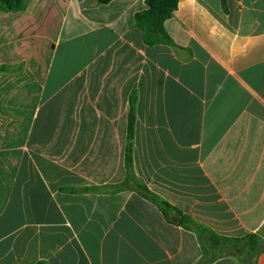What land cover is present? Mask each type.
Listing matches in <instances>:
<instances>
[{
	"label": "crops",
	"instance_id": "crops-1",
	"mask_svg": "<svg viewBox=\"0 0 264 264\" xmlns=\"http://www.w3.org/2000/svg\"><path fill=\"white\" fill-rule=\"evenodd\" d=\"M146 8L0 11V264L206 263L196 232L111 188L134 92L136 177L242 240L208 264H264V0H179L164 23L175 46L144 44Z\"/></svg>",
	"mask_w": 264,
	"mask_h": 264
},
{
	"label": "trees",
	"instance_id": "trees-1",
	"mask_svg": "<svg viewBox=\"0 0 264 264\" xmlns=\"http://www.w3.org/2000/svg\"><path fill=\"white\" fill-rule=\"evenodd\" d=\"M111 1L112 0H98L100 4H108ZM178 1L179 0H146L147 8L135 14V22L142 32L144 44L147 46H154L163 43L175 46L172 38L165 29L164 23L173 16L178 8ZM28 3L29 0H0V11H23L26 10ZM223 4L226 5V0H223ZM10 69L9 66H0V73L10 71ZM136 103L137 98L134 92L130 97L128 138L125 155L126 178L122 183L113 185L111 187L113 191L135 190L142 197L157 205L168 221L196 232L203 246L206 259L205 264L223 256L225 248L229 245L237 248L236 245L242 240L217 235L208 227L193 220L190 216L183 214L163 197L151 191L136 177L133 169V139L136 125ZM95 189L98 190L99 188H86L85 190L89 191ZM37 264H47V262L40 261Z\"/></svg>",
	"mask_w": 264,
	"mask_h": 264
},
{
	"label": "rangeland",
	"instance_id": "rangeland-1",
	"mask_svg": "<svg viewBox=\"0 0 264 264\" xmlns=\"http://www.w3.org/2000/svg\"><path fill=\"white\" fill-rule=\"evenodd\" d=\"M239 250H242L241 248ZM233 251L232 248H225V252Z\"/></svg>",
	"mask_w": 264,
	"mask_h": 264
}]
</instances>
